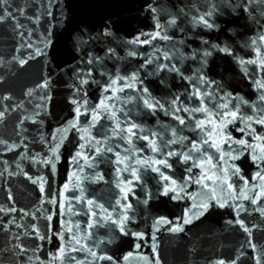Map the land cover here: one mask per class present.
Wrapping results in <instances>:
<instances>
[{
    "label": "water",
    "instance_id": "95a60500",
    "mask_svg": "<svg viewBox=\"0 0 264 264\" xmlns=\"http://www.w3.org/2000/svg\"><path fill=\"white\" fill-rule=\"evenodd\" d=\"M3 8L12 16L0 22V111L4 112L0 118V264H155L157 258L159 264H264V182L253 179L258 171L264 174V161L252 159L261 154L258 145L264 144L255 139L264 136V125L255 123L264 118L260 100L264 88L259 86L264 84V40L260 39L264 4L260 0H7L0 12ZM201 16L214 27H205ZM105 31L111 35H104ZM156 33L150 44L131 43ZM213 44L229 47L231 54L212 48ZM37 49L41 54H36ZM108 49H115V55ZM205 50L211 52L207 58L202 57ZM130 51L137 55L129 56ZM90 57L97 59L89 64ZM149 59L151 63L146 62ZM173 65L179 73L169 70ZM132 73L138 80L126 82L134 86L108 100L112 92H105V86L117 75ZM45 81L46 88L38 87ZM194 84L208 107L228 103L229 109L238 107L243 117H253L227 126L230 143H224L221 135L214 137L226 155L217 161L220 154L208 151L214 163L228 169L233 188H217L216 199L211 200L215 185L208 180L204 181L208 188L194 183L208 167H192L194 162L200 164L202 154L192 153L194 160L187 163L182 156L191 141L199 142L205 134L194 128L189 113H177L185 119L184 125L172 115L175 98L181 109L201 106L193 95ZM102 99L114 106L115 118L111 110L98 107ZM144 99L158 100L166 110H150ZM77 107L81 113L95 108L100 116L95 122L90 112L77 118ZM192 115L203 118L201 113ZM117 122L120 128L138 125L131 143L128 134H114L119 131ZM240 139L253 147L235 143ZM153 141L161 151L151 150ZM168 151L181 155L168 156ZM229 152L236 158H229ZM117 153L120 159H130L118 163ZM161 159L171 167L155 163ZM132 168L139 179L133 177ZM236 169L239 173L232 175ZM161 173L170 179L163 180ZM165 187L176 192L164 195ZM174 195L179 198L173 199ZM224 198L227 203L220 207L217 199L223 203ZM202 202L210 203L206 211L198 207ZM96 205H103V210ZM201 211L204 214L184 225L183 231L168 230ZM125 212L129 219L121 232L112 221L123 219ZM109 215L111 220L106 219ZM161 218L173 224H157ZM90 224L94 226L89 228ZM57 233H63L64 240ZM40 234L48 239L39 240ZM65 245V258L54 259ZM21 247L28 251L21 253ZM89 249L96 257L112 260L93 257Z\"/></svg>",
    "mask_w": 264,
    "mask_h": 264
},
{
    "label": "snow or ice",
    "instance_id": "6c2138e0",
    "mask_svg": "<svg viewBox=\"0 0 264 264\" xmlns=\"http://www.w3.org/2000/svg\"><path fill=\"white\" fill-rule=\"evenodd\" d=\"M226 2H227V0H225V3ZM246 2H250V0H246ZM260 3L264 4V0H260ZM6 4H7V0H0V5H6ZM229 7H231V5H229ZM21 12H22V10H21ZM208 15L210 16V15H212V13L210 12V13H208ZM11 16H12V13L9 12L7 10V8H3L2 12H0V22L4 21V19L6 17H11ZM200 22L207 28H213L214 27V25L212 23H209V21L204 16L200 17ZM171 23L174 24L175 20L171 21ZM17 26L19 27V25H17ZM104 35H111V33L108 32V31H105ZM158 35H159V33H156V35L151 36L150 39L143 40V41H141L140 38L137 37L135 40L131 41V43H134V44H136V43H149L150 44L151 41L153 39H155L156 36H158ZM163 39L167 40V39H169V37L164 36ZM260 39L264 40V36H261ZM204 43L207 44V41H204ZM253 43H255V41H253ZM211 47L215 48V49H217V50H219L221 52H224V53H227V54H231V49L229 47H227V46L220 47L217 44H213V45H211ZM108 52L111 53L112 55H115V49H108ZM36 54H41V50L37 49V53ZM128 55L129 56H135V55H137V53L135 51H130L128 53ZM193 55H195V53ZM210 55H211V52H209L207 50L203 51V53H202V57L203 58H207ZM94 59H97V58L96 57H90L89 60H88V63L91 64ZM165 59H169V57L165 56ZM25 62L26 61H24V60H20L19 61V63H21V64H24ZM146 62L147 63H151L152 61L149 59ZM241 63H244V61H241ZM248 63L254 64L255 61H248ZM164 67H167V66H164ZM261 67H264V61H261ZM169 70L179 73V69L176 68L174 65ZM81 74L82 73H78V75H81ZM200 79H201V82L208 83L206 78L200 77ZM128 80H131L133 82L137 81L138 80L137 74L136 73H132L131 76H129V77H122V76L117 75L115 78H113L111 80V82L107 86H105V88H104L105 92H108V91L112 92V96L111 97H107V99L111 100V99L115 98L118 92H123L124 91L125 87L132 88L134 85H133V83H127L126 81H128ZM121 81H125L124 85L122 87H115V85H118ZM83 83H87V81L86 80H81V84H83ZM140 83L142 84L143 82L140 81ZM47 86H48V82L45 81L43 84L39 85L38 87L46 88ZM259 86L261 88H264V84H260ZM193 87L196 88V92H194L193 95L196 96L197 99H200L201 106L193 107V108H183V109H181L180 107L176 106V99H178V98H175L171 102V105H172V107L174 109L172 115L174 116V118L176 120L179 121V123L181 125H184L186 123L185 119L183 117L177 115V113H179L180 111H184V112L189 113V115L192 117V119L194 121V128L195 129H199L201 133L205 134V138H203L199 142L191 141L190 142L191 143V148L188 150V152L183 153L182 156H183L184 162L187 163L190 160H194V156L192 155V153L202 154L203 158L201 159L200 164L197 165L194 162L192 167L199 166V167L203 168L205 164H207L208 167L206 169H204L202 174L197 179H195L194 183L203 184V187L208 188L209 185L204 183V181L205 180L211 181L212 184L215 185V187H213L211 189V191L213 193V196L209 198V200H211V199H216L214 194H215L217 188H220L222 190L225 185L229 189L233 188V185L228 182L229 179H230V177L228 175V169L221 167L218 163H214L213 162L214 161V155L210 154L209 151H208V149H215L216 153L220 154L219 156H216V160L217 161H219L220 159H223L224 155H226V153H224V151H223L222 145L217 143L216 140L214 139V137L217 136V135H221V136L224 137V143H230L232 141V138H231L230 134H228L225 131L227 126L229 124H233V123H235L237 121H240V120L251 121V120H253V117L252 116L243 117L241 115L240 109L238 107L233 105L232 109H229V104L228 103H221V104L213 105V107L210 108L204 103V100L202 99V96L204 94L200 93V89L195 84L193 85ZM77 91H79V89H77ZM140 91H142L145 94L148 93V89L147 88H141ZM29 94H31V90H30ZM206 95L211 97V93H207ZM149 96H150V94H149ZM3 99H7V97H4ZM260 100L264 101V95L260 96ZM73 103L76 104L77 101L73 100ZM85 103H86V101H85ZM143 103L148 109L153 110V111L156 110L157 108H159L161 110H166L165 109V105L161 104L158 100H154V101L150 102V99H144ZM98 107L102 108L104 111H110L111 110V117L115 118L116 113H115L114 110H112V109H114V106L111 105V104H106L104 99L100 100ZM88 112L91 113L93 122H95L100 116L99 111H97L95 108H93L91 110L86 109L85 113H81L80 107L76 108L77 118L80 115L86 114ZM194 113L203 114V118L202 119H197L195 116L192 115ZM3 116H4V112L0 111V118H2ZM255 123H257L259 125H264V118L256 120ZM73 126H75V124H73ZM137 127H138V125L131 124L130 127L120 128V124H119V122H117L116 128L119 129V131H114V134L115 135H119L120 132H124V133L128 134V142L131 143V137L136 135V133L133 131V129H135ZM248 127L250 128L251 125H248ZM85 131H87V130L85 129ZM239 131L243 133V132H245V129L244 128H240ZM172 135L173 136L176 135L175 130H173ZM143 138L144 139H148V137H143ZM184 139H186V138H184V137L180 138L181 141H183ZM255 139L264 140V136H256ZM176 142H177L176 140L168 141V143H176ZM0 143H3V141H0ZM235 143H237V144H239V145H241L243 147H248V148H252L253 147V145L249 144L248 141L245 140V139H240L238 141H235ZM205 146H207V147H205ZM83 147H84V145H81V148H83ZM258 147L260 148V153L261 154L260 155H253L252 159L254 161H257V162L264 161V144H260V145H258ZM151 150L153 152L161 151V149L156 147L155 141H153L152 144H151ZM241 150L242 149H236V151H241ZM96 151L99 152L100 149L97 148ZM107 151L111 152L112 149L108 148ZM77 155L79 156L80 153H77ZM116 155L118 157V161L117 162L121 163V164L124 163V159H130V157H125L124 159H120L119 158V153H117ZM166 155L172 156V155H181V154H178V153H176L174 151H168L166 153ZM227 155L231 159H235L236 158V157L231 156L230 152L227 153ZM45 163H49V161H45ZM136 163H138V164L145 163L146 164L147 161H139V160H137ZM155 163L163 165L164 167H171V165L168 164L166 159L157 160V161H155ZM192 167H189L187 169V171L189 173L192 172ZM52 168H53V170L55 169V164L54 163L52 164ZM125 170H128V169L126 168ZM153 171L160 172V169L159 168H154ZM131 172H132V175H133L134 178H136V179L140 178L139 176H137L135 168H132ZM238 173H239V169H236L232 173V175H237ZM101 178L102 177H97V179H101ZM161 178L163 180H169L170 179L169 177L164 176L163 173H161ZM76 179H79V177H76ZM188 179L191 180L192 177L189 176ZM240 179L243 180V177H240ZM253 179H259L260 181L264 182V174H261V172L258 171L256 173V175L253 177ZM129 183H131V181H129ZM244 183H245V185H247L248 181H244ZM172 184L175 185L176 181H172ZM76 186L79 187V185H76ZM67 187L68 186L65 185L66 189H67ZM182 190H183V188L181 187V191ZM169 191H172L173 193H175L176 192V188H171L170 189L168 187H165L164 195H167ZM261 195H264V184H262V186H261ZM172 198L173 199H177L179 197L177 195H174ZM245 198H247V197H245ZM227 199L228 198H224V202L223 203H221L220 200L217 199V203H219L220 207H224L225 203H227ZM251 202L253 204H255L257 201H256V199H253ZM87 203H88V205H93L94 202L92 200H88ZM116 203L120 204L121 202L119 200H117ZM145 203H147V201H145ZM96 206L103 210V205H96ZM209 206H210L209 202H202V203H200L198 205V207L200 209H203L204 211H206ZM121 207H124L125 209H127V208H130L131 206L130 205H121ZM194 207H195V205H194ZM0 210H2V209H0ZM12 211H15V209H12ZM203 214H204L203 211L199 212L198 214L197 213H193L191 217L183 219V223H178L174 227L169 228L168 230L169 231H173V232L183 231L184 225L192 223L193 219H198L199 216H201ZM96 215H97V213L92 212V216L93 217H95ZM49 219H51V217H49ZM106 219L111 220V216L109 215L108 217H106ZM128 219H129V217L127 216V214L125 212V214L123 216V219L112 221V223L118 225L121 232H125V226L124 225H125V221H127ZM96 223H99V221H96ZM156 223L157 224H169V225L173 224L172 221H168V220H166L164 218H161ZM229 223H231V222H229ZM240 224H241V227H244L243 226V222H240ZM93 226L94 225H92V224L88 225L89 228H91ZM77 227H79V225H77ZM244 230L246 232H250V229H248L246 227L244 228ZM67 231L71 232L72 229L69 228V229H67ZM55 235H57L59 239L64 240L63 233H57ZM135 235L136 236H141L140 233H135ZM37 238L39 240H41V241H43L45 239H48V237L46 235H42V234L38 235ZM72 240H75L77 244L80 243V240L77 239L75 236L72 237ZM68 243L70 244L71 241H69ZM67 246L68 245H65L64 247L59 248V250H58L59 251V256L54 257V259L63 260L65 258V248ZM155 247L156 246L154 244L153 245V250H155ZM137 248H139V244H137ZM19 250H20L21 253L28 251V249H24L22 247ZM72 250L73 251H79L81 249L73 248ZM89 251L91 252L90 249H89ZM91 255L93 257H96V253L95 252H91ZM67 258L70 259V260L74 259L73 257H67ZM96 258H98L100 260H104V259H107V260H110V261L112 260V257H110V256H99V257H96ZM124 259L127 260L128 257H125ZM77 264H83V262L79 261V262H77ZM155 264H159V259L158 258L156 259ZM220 264H223V261H221Z\"/></svg>",
    "mask_w": 264,
    "mask_h": 264
}]
</instances>
